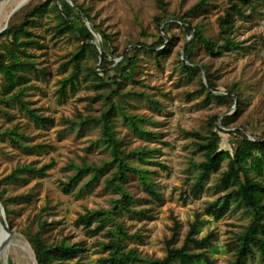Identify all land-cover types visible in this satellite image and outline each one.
<instances>
[{
	"label": "rangeland",
	"instance_id": "obj_1",
	"mask_svg": "<svg viewBox=\"0 0 264 264\" xmlns=\"http://www.w3.org/2000/svg\"><path fill=\"white\" fill-rule=\"evenodd\" d=\"M169 18L177 22L174 15H183L198 0H167ZM212 6L207 10L189 16L194 25L202 23L212 35L218 32L217 17L224 13L228 0H210ZM61 4L66 11L77 16V5L88 9L91 19L84 17L87 26L97 35V43L103 52L110 53L99 65L108 72L107 77L120 74L119 63L123 54L132 46L131 41L152 42L153 35L159 32L156 15L161 11L158 0H67ZM10 7L5 10L7 19ZM45 25L49 30H43L42 47H34L30 51L35 58L48 69V74L35 79L26 89L24 99L37 114L50 118L48 122L38 123L33 116L20 109L15 103L9 109L13 116L0 112L2 131L5 128L17 126L27 136L25 145H38L27 148L11 140L9 135L0 133V180L10 175L22 164H31L36 168L50 166L44 176L25 174L27 178L6 181V195H29L21 203H11L16 212L11 213L13 226L21 230L28 225L36 227V217L51 223L48 235L51 240L68 238L72 243H78L85 248L79 256L67 260L66 264H102L100 258L109 254L104 250L103 242L109 241L108 229L93 233L78 222L81 213L88 209L108 208L112 199L119 194L106 186V177L111 170L100 175L98 180L89 182L91 173L85 174L74 185L71 192L64 190L63 181L77 171V165L88 163L103 164L111 157V152L102 141V130L99 124L84 128L71 125L66 118L78 119L80 113L100 115L106 107L102 95L103 89L91 85L89 81L80 82L74 89L68 86L67 94L60 91L61 80L70 74V69L63 71V64L70 60L72 52L78 44V39L69 35L57 34L50 27L55 22L53 16L47 17ZM78 26H82L76 19ZM237 37L244 41L243 47L228 49L222 56H213L206 51L197 50L193 58L198 64L208 65L216 74L219 93L227 94L228 87L239 83L245 97V108L237 112V106L228 108L217 101L206 102L205 91L201 90L199 76L187 79L182 73L180 58L190 55V44L193 35L176 25L170 26L174 39L169 47L158 57L152 54L140 53L139 67L135 80H128L123 91H148L164 102L160 109L154 108L146 96L130 93L123 101L124 109L129 113L146 115L150 118L146 126L157 132L156 137H147L135 133L123 122L120 114L115 116V128L119 137H124L127 148L139 145L159 147L156 160L165 163L169 169L153 164L158 170L155 176L160 184L163 199L139 202L138 207L151 206L153 214L146 218H137L125 214L123 222L131 234L138 233L141 238L127 239L128 247L136 248L142 255L148 257H163L167 253L166 240L171 238L176 221L180 222L178 238L175 245H182L188 236L191 223L200 213L205 220L197 233L204 237L215 234L213 249H210L216 264H232L234 251L229 249V243L236 239L239 232L250 221L251 214L245 207L233 206L234 209L224 217L215 219L207 212L210 201L219 199L227 193V189L218 186V177L222 170L227 169V160L223 162L219 172L212 174L208 186L200 196L193 194L196 175L200 169L197 162L204 159L203 152L195 144L197 137L187 134L188 130L208 132L209 118L212 114L225 116L232 114L229 126L221 132V148L232 149L233 135L231 130L244 126L256 132L264 131V0L258 4V10L246 20L237 22ZM161 30V29H160ZM147 31L151 36L142 35ZM104 32L112 35L109 42ZM84 42V41H82ZM188 46L186 47V45ZM166 46V45H165ZM164 45L161 47L163 48ZM127 50V52H128ZM126 52V54H127ZM125 54V55H126ZM124 55V56H125ZM90 62H94L93 57ZM71 68V67H70ZM208 81V71L204 70ZM120 78V75H119ZM1 107L5 106L3 103ZM222 127V122L219 121ZM222 125V126H221ZM217 130V128H216ZM251 131V130H250ZM138 184L129 185L138 197L147 198ZM9 217V216H8ZM10 219V218H9ZM97 223L92 227H96ZM23 250L12 246L9 254V264H32L25 257ZM1 264V262H0ZM260 264H264L262 261Z\"/></svg>",
	"mask_w": 264,
	"mask_h": 264
},
{
	"label": "trees",
	"instance_id": "obj_2",
	"mask_svg": "<svg viewBox=\"0 0 264 264\" xmlns=\"http://www.w3.org/2000/svg\"><path fill=\"white\" fill-rule=\"evenodd\" d=\"M260 1L262 0H228L229 4L225 7L224 13L217 17L218 32L212 35L202 23L194 25L189 19V16L212 6L210 0H198L183 15H174L177 16L175 17L177 22L169 19L171 17H169L168 1L158 0L161 11L156 15L159 29V32L153 35L156 39L152 42L131 41L132 46L119 63L120 78L117 74L107 77L106 69L98 64L103 57L108 59L110 53L107 49L103 52L99 51L96 45L97 37L87 26L84 18L91 19V15L82 4L77 5L78 8L75 9L77 16H74L61 5L67 4V0H28L11 16L8 27L0 33V104L5 105L3 107L0 105V112L13 116L15 113H12L9 108L17 103L21 110L33 116L38 123L46 124L50 119L37 114L24 97L26 89L33 80L48 74L47 67L43 66L30 50L43 46L42 32L44 29L49 30L45 25V18L51 16L55 20L50 27L52 30L60 35L75 37L79 41L70 60L63 64V71L70 69L71 72L61 80L60 91L66 95L68 86L74 89L82 80L89 81L98 89H103L99 95L105 99L106 107L100 115L80 113L78 119L66 118V120L80 128L99 124L102 137H99L97 141H102L107 146L111 157L103 164L85 161L77 165L76 173L68 181H63L64 190L71 192L74 185L85 174L91 173L89 180L91 183L98 180L105 171L111 170L106 177V186L117 192L119 197L112 199L111 207L88 209L78 218V222L90 232L99 233L101 230L108 229L109 241L103 242V248L109 251V254L100 258L102 264H216V260L210 253V249L216 246L215 234L211 232L204 237L197 236L205 222L200 213L191 223L188 236L182 245H175L179 226H181L180 222L176 221L172 237L166 240L167 253L163 257L144 256L136 248L128 247L127 239H142V237L138 233L131 234L128 231V227L123 222V216L128 214L141 219L152 216L151 206L138 207L143 199L149 201L163 199L160 184L155 178L158 170L149 165L157 164L167 170L169 166L156 160V154L161 151L159 147L148 145L125 147V138L119 137L115 128V116L120 114L123 122L135 133L153 138L157 136V132L146 126L150 118L146 115L127 112L123 101L128 94L134 93L146 96L156 109L162 108L164 102L148 91L124 92L123 88L128 80L133 81L136 78L140 53L158 57L169 47V43L174 39L170 26L174 23L182 27L187 34L193 35L189 47L190 55L188 54L186 59L180 58L181 69L187 79L199 76L201 90L206 93L203 100L217 101L227 105L228 108L237 106V112L245 108V97L240 84L235 83L228 87L227 94L219 93L216 74L210 71L208 65L198 64L193 58V53L199 49L213 56H222L228 49L243 47L244 41L237 37V22L248 19L253 12L257 11ZM76 19L81 21L82 26L77 25ZM104 34L107 40L112 42V35L106 32ZM143 34L151 36L147 31H142ZM163 45L164 47L161 48ZM117 56L121 57L122 54ZM91 57L94 62H90ZM204 70L208 71V81L205 79ZM233 117L232 114L225 116L218 113L212 114L209 118L208 132L204 133L196 129L186 131L187 134L197 137L195 144L204 155V159L197 162L200 172L196 175L193 194L200 196L201 192L207 188L212 174L219 172L223 162L227 160V169L220 172L217 182L218 186L227 189V193L219 199L210 201L207 212L213 214L215 219H220L232 211L233 206L245 207L250 212L251 219L239 232L237 238L229 243V249L235 254L232 264H260L264 261V131L256 132L244 126L237 127L236 130H231L234 140L232 149H223L221 148V132L224 131V127L229 126V121ZM219 121L222 122V127L219 126ZM0 133L9 135L12 141L22 147L30 149L38 146L25 145L23 142L27 135L16 125L2 131L0 124ZM49 166L50 164H47L36 168L31 164H22L0 180V191L12 226L11 213L16 211L11 207V203L20 204L21 200L29 199L27 197L29 195H6V181L23 180L27 178L25 174L44 176ZM134 184H138L137 186L148 197L136 196L129 186ZM95 223L97 226L92 227ZM50 229L51 223L38 215L36 227L28 225L18 230L27 236L33 246L38 264H66L67 260L79 256L85 250L66 237L51 240L48 235Z\"/></svg>",
	"mask_w": 264,
	"mask_h": 264
},
{
	"label": "bare ground",
	"instance_id": "obj_3",
	"mask_svg": "<svg viewBox=\"0 0 264 264\" xmlns=\"http://www.w3.org/2000/svg\"><path fill=\"white\" fill-rule=\"evenodd\" d=\"M25 1L27 0H0V29L3 28L7 24V22H9L14 9ZM9 7L11 8L10 12L8 13L7 19L3 22L5 10ZM7 236L8 233L3 229L2 225L0 224V241L5 239ZM9 244V246L7 245L0 250L1 264H9L8 258L10 250L14 245L19 251L23 250L27 254V256L31 259L32 264H36L34 253L30 247L28 239L25 236L21 234L15 235Z\"/></svg>",
	"mask_w": 264,
	"mask_h": 264
},
{
	"label": "water",
	"instance_id": "obj_4",
	"mask_svg": "<svg viewBox=\"0 0 264 264\" xmlns=\"http://www.w3.org/2000/svg\"><path fill=\"white\" fill-rule=\"evenodd\" d=\"M27 2H28V0L25 1V2H23V3H21L18 7H16V8L14 9V11L12 12V15H13V14H14L19 8H21L25 3H27ZM7 27H8V22H7V24H6L3 28L0 29V33L3 32ZM90 28H91V27H90ZM91 30L93 31L94 29L92 28ZM93 32H94V31H93ZM94 33H95V32H94ZM95 35H96V33H95ZM96 37H97V35H96ZM96 45H97L98 48H100V46H99V44H98L97 42H96ZM187 46H188V44L186 45V47H187ZM127 50H128V49H127ZM127 50L122 54L121 57H123V56L126 54ZM221 126H222V125H221ZM0 224L2 225L3 229L8 233V236H7L5 239H3L2 241H0V250H1L2 248H4L5 246H7V245L11 242L12 238H13L15 235L21 234V235H23V236H25V237L27 238V236H26L24 233H22L21 231H18V230H16V229H14L13 226L11 225L10 220H9V217H8V213H7L6 205H5V202H4V200H3V196H2V194H1V191H0ZM27 239H28V238H27ZM28 241H29V240H28ZM29 243H30V241H29ZM9 245H10V244H9ZM9 245H8V246H9ZM30 247H31V249H32V251H33V253H34L35 260H36V264H38L37 255H36V252H35L33 246L31 245V243H30ZM25 254H26V253H25ZM25 257L29 258V257L27 256V254L25 255ZM29 259H30V258H29ZM30 260H31V259H30Z\"/></svg>",
	"mask_w": 264,
	"mask_h": 264
}]
</instances>
